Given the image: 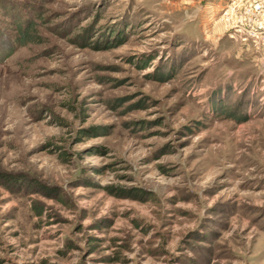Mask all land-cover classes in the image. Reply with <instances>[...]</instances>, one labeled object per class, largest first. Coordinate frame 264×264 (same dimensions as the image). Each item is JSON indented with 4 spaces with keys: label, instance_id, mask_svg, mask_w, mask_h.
Returning a JSON list of instances; mask_svg holds the SVG:
<instances>
[{
    "label": "rangeland",
    "instance_id": "374dc122",
    "mask_svg": "<svg viewBox=\"0 0 264 264\" xmlns=\"http://www.w3.org/2000/svg\"><path fill=\"white\" fill-rule=\"evenodd\" d=\"M0 264H264V0H0Z\"/></svg>",
    "mask_w": 264,
    "mask_h": 264
},
{
    "label": "trees",
    "instance_id": "16d2710c",
    "mask_svg": "<svg viewBox=\"0 0 264 264\" xmlns=\"http://www.w3.org/2000/svg\"><path fill=\"white\" fill-rule=\"evenodd\" d=\"M37 39H38V34L35 24L31 23L30 21L27 22L25 20L17 24L15 40L18 42L19 45H22L27 42H34ZM106 47H108V45H106ZM232 108H233L232 106L228 108V113H229L228 116H230V113L232 112Z\"/></svg>",
    "mask_w": 264,
    "mask_h": 264
},
{
    "label": "built area",
    "instance_id": "2783aa9c",
    "mask_svg": "<svg viewBox=\"0 0 264 264\" xmlns=\"http://www.w3.org/2000/svg\"><path fill=\"white\" fill-rule=\"evenodd\" d=\"M256 28H258L259 30L260 29H262L263 28V26H262V24H258L257 26H256ZM258 36H255V38H257ZM243 41H245L246 40V38L243 36V38H241Z\"/></svg>",
    "mask_w": 264,
    "mask_h": 264
}]
</instances>
